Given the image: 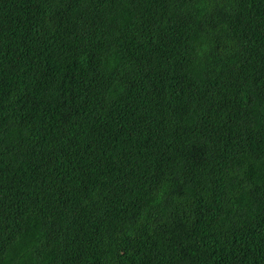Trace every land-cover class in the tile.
<instances>
[{
	"label": "trees",
	"instance_id": "16d2710c",
	"mask_svg": "<svg viewBox=\"0 0 264 264\" xmlns=\"http://www.w3.org/2000/svg\"><path fill=\"white\" fill-rule=\"evenodd\" d=\"M0 264H264V0H0Z\"/></svg>",
	"mask_w": 264,
	"mask_h": 264
}]
</instances>
